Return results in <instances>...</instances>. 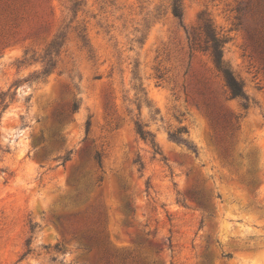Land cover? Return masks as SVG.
<instances>
[{"label":"rangeland","instance_id":"rangeland-1","mask_svg":"<svg viewBox=\"0 0 264 264\" xmlns=\"http://www.w3.org/2000/svg\"><path fill=\"white\" fill-rule=\"evenodd\" d=\"M180 4L0 0V264H264V0Z\"/></svg>","mask_w":264,"mask_h":264},{"label":"trees","instance_id":"trees-1","mask_svg":"<svg viewBox=\"0 0 264 264\" xmlns=\"http://www.w3.org/2000/svg\"><path fill=\"white\" fill-rule=\"evenodd\" d=\"M171 11L174 17L179 19L181 21L182 19V10H181V4L180 0H171ZM16 19V17H15ZM203 39L202 43L197 41L196 35L192 34L191 36H187L188 40L192 42L193 45L197 46V48L201 51L208 52L210 55L212 62L214 64V67L216 70L221 74L224 83L228 89L229 96L231 98H239L243 101L242 106L246 107L248 105L249 97L246 94V92L243 89V85L241 82L236 78L233 71L230 69V67L227 65V63L223 59V45L225 42V39L222 37H219L218 34L214 31L213 28L209 24L203 25ZM61 41L58 39H53L45 53V56L42 59L43 67L40 71H37L36 75H34L36 78L45 77L48 76L53 68H54V61L52 58L51 53L53 51L57 52L58 48L61 46ZM4 98H2L1 102H3ZM78 108L77 103L71 104V110L75 111ZM205 111L208 115H212V112L209 110V106L205 104ZM134 130L136 134L143 140H149L153 145L154 141L152 139V134L148 131L143 129V127L137 122L134 121ZM177 132L171 133L170 137H172L175 140H180V138L176 134ZM57 136V131L53 132V137ZM189 148L194 151L193 146L189 145ZM43 149L45 150V146H43ZM45 152V151H43ZM71 151L67 152L64 156L58 157L62 159V162H65L69 160ZM44 157V153L41 155ZM93 159L95 163L100 166L101 165V156L99 153H96L93 156ZM88 243L91 241V237H87Z\"/></svg>","mask_w":264,"mask_h":264},{"label":"water","instance_id":"water-1","mask_svg":"<svg viewBox=\"0 0 264 264\" xmlns=\"http://www.w3.org/2000/svg\"><path fill=\"white\" fill-rule=\"evenodd\" d=\"M35 140L37 141L38 139H37V136H35Z\"/></svg>","mask_w":264,"mask_h":264},{"label":"bare ground","instance_id":"bare-ground-1","mask_svg":"<svg viewBox=\"0 0 264 264\" xmlns=\"http://www.w3.org/2000/svg\"><path fill=\"white\" fill-rule=\"evenodd\" d=\"M223 226H224V224H223Z\"/></svg>","mask_w":264,"mask_h":264}]
</instances>
